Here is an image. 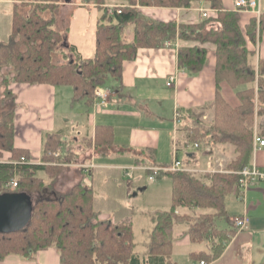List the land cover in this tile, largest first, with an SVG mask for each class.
Wrapping results in <instances>:
<instances>
[{
	"label": "trees",
	"instance_id": "16d2710c",
	"mask_svg": "<svg viewBox=\"0 0 264 264\" xmlns=\"http://www.w3.org/2000/svg\"><path fill=\"white\" fill-rule=\"evenodd\" d=\"M197 1L126 0L121 12L115 11L109 18L106 13L102 14L95 29V53L84 58L75 45L66 43L64 47V34L55 27L59 0H19L14 13L13 36L0 45V63H9L13 69L12 77L2 80L8 95H13L8 86L10 81L48 82L70 84L78 97L92 102L95 87L107 83L111 76L120 79L123 61L132 58L138 47L160 46L165 40L176 38L196 40L198 44L178 47V63L191 73H197L207 60L208 48L204 43H212L216 47L217 85L213 118L206 121L201 113L186 109L180 128L187 132L186 144L212 133L217 142L234 144L237 154L227 164L231 171L160 170L158 176L167 174L172 179V205L151 213L154 224L142 256L135 251L132 212L128 213V209L112 198V194L117 196V191L124 186L120 174L118 179L111 175L109 183L105 180V188L110 189V197L106 199L96 195L101 181L98 173L95 175L92 171L90 183L80 179L64 193L59 194L55 189L48 192L53 188L55 168L73 162L79 152L68 148L56 153L66 139L61 138L58 131L48 132L41 161H30L28 151L14 144V105L0 120V194L25 190L31 194L35 190L39 196L26 228L0 232V259L12 252L32 258L39 249L54 246L60 254V264H177L171 258V251L175 227L182 223L187 227L190 240H210L211 253L198 254L213 259L222 252L236 229L222 227L217 219L228 216L226 199L234 192L240 177L235 171L250 162L255 115H264V60L259 59L257 64L256 51L248 46V38L255 41L264 30V11L258 17L252 16L243 29L241 9H226L222 0H206L210 7L217 9V15L205 17L198 23L151 19L138 7H191ZM94 2L104 9L102 4L106 0ZM19 5L28 6L25 13L19 10ZM49 10L51 15L47 16ZM129 24L134 26L131 41H127L124 34ZM57 50L62 52L63 60H54ZM224 80L234 88L246 84L238 87L239 105L232 106L223 96L220 84ZM259 133H264V127ZM88 143L90 145L91 140ZM95 144L97 149L103 150L101 152L115 148L111 125H98ZM128 149L122 147L123 151ZM5 151L10 152L7 159H4ZM155 152L153 147L142 148L135 163L157 165ZM22 156L26 160H22ZM187 157L184 163L190 162ZM38 170L46 171L52 180L47 184L37 175ZM15 177L17 186H7ZM180 207L191 211L180 212ZM104 211L114 214L115 220L112 216L100 217Z\"/></svg>",
	"mask_w": 264,
	"mask_h": 264
},
{
	"label": "crops",
	"instance_id": "0c3cea01",
	"mask_svg": "<svg viewBox=\"0 0 264 264\" xmlns=\"http://www.w3.org/2000/svg\"><path fill=\"white\" fill-rule=\"evenodd\" d=\"M18 3L19 0H0V45L8 42L13 36L14 13ZM72 4L71 0H65L63 3L64 6ZM93 4L99 8L96 3L93 2ZM124 4H126L124 0H106L105 8L108 5L124 6ZM207 5L206 0H199L191 7L159 5H138V7L144 16L151 19L198 23L205 18L202 16L201 7H207ZM222 5L226 9L236 8L235 0H222ZM259 10L260 13L264 11V0H259ZM252 12L251 10H240V23L243 29H245L252 16H259ZM103 13L104 9H102L94 29H96ZM107 17L109 18V16ZM128 26H131V29H127ZM126 27L124 28L126 40L131 41L134 38V26L129 24ZM94 35V46H96L95 30ZM168 40L170 44H166L167 40H165L160 46L138 47L132 58L123 61L121 78L116 79L111 76L104 84L112 90L111 100L106 107L97 109L94 96L92 102L82 98L81 100L87 104L86 125L79 124L76 121L73 122L76 126H74L72 136L67 134L68 130L66 129L69 118L66 116V119L61 120L62 122L59 121L58 124L56 119L57 86H69L70 84L54 85L48 82L10 81L8 86L13 93L10 96L6 93V85L2 83V80L4 77H12V65L0 63V120L15 105L14 144L19 148L26 149L29 160L32 162L41 161L42 147L48 132L58 131L61 133L60 137L66 139L58 147L61 151L74 145L77 149L75 150L79 152L84 148L82 140H91L90 147H88L91 151H86L88 156L84 157V162L79 166L80 179L85 183H90L91 171L95 175L98 173L102 186H99L101 189H97L96 195L103 199L110 197L109 188L104 186L105 180L109 183V177L113 174L116 178L119 174L122 176L124 170L122 173L121 170L128 167L123 164L119 165L120 163L110 164L105 159L113 154H128L132 157L134 163L130 167H134L137 166L135 158L138 152L144 147H153L156 150L155 160L157 163L154 166L163 165L162 162H159L161 159L158 153L167 132H169V143L172 150L174 149V139L178 138L179 146H181L179 152L184 155L181 159L186 160L189 156L190 162L188 164L192 167L207 169L217 166L218 160L223 163L224 158L233 159L237 153L235 145L230 142H215L212 150L205 149L203 146L196 148L192 145V142L183 146L184 141L180 138L182 132L180 125L184 117H181L180 123H177L175 119L176 109L181 111V116L186 109L201 113L202 118H207L208 115L213 113L212 105L216 97L217 86L215 45L204 43L208 48L206 63L199 72L191 73L186 67L179 65L178 47L181 45L192 46L199 42L182 38ZM66 43L75 45L76 51L84 58L91 57L95 53L94 49L91 56L83 54L79 44L70 42L68 37L64 35V47ZM248 46L256 51L255 62L257 64L259 59L264 60V30L256 37L255 41L248 38ZM171 74H175L176 77L171 85H167V80ZM245 86L246 84H242L238 87L243 88ZM220 87L223 96L232 106L240 104L237 94L238 87H232L225 80L221 82ZM98 125L112 126L115 147L113 150L101 152L103 150L96 148ZM166 127H170L171 131L167 130ZM255 132H259L258 128L255 129ZM261 135L264 137V133ZM126 138L128 140H125ZM123 146L130 149L123 151ZM4 154V159H7L10 152L5 151ZM252 161H255L264 169V146L252 152L250 162ZM138 166L144 169L153 167L143 164H138ZM115 167L120 168L119 174L112 171ZM41 171L46 173L44 170H38L37 175L44 177ZM199 173H202V171H199ZM226 207L228 216L219 217L217 222L222 227L235 228L236 230L217 257L210 259L198 254L200 252L211 253V242L210 240L198 242L190 240L187 227L183 223L175 227V241L172 251L174 246L194 242L203 245L189 253L192 257H198L199 261L196 264H264V178L252 180L243 197H239L235 191L231 193L226 199ZM199 209L200 211H206L204 208ZM185 210L191 211L184 207L179 209L180 212ZM100 215L104 217L111 215L114 219V214L108 211L102 212ZM235 215H245L248 218L244 227L240 229L235 227L233 222ZM147 242L146 249L142 252L137 249L138 243L136 242L135 251L142 256L145 255ZM172 251V260L180 264L174 258ZM36 254V259L29 260L20 253L12 252L0 259V264H60V254L54 246L39 249ZM201 260H204V263H201Z\"/></svg>",
	"mask_w": 264,
	"mask_h": 264
},
{
	"label": "rangeland",
	"instance_id": "374dc122",
	"mask_svg": "<svg viewBox=\"0 0 264 264\" xmlns=\"http://www.w3.org/2000/svg\"><path fill=\"white\" fill-rule=\"evenodd\" d=\"M73 2L72 5H66L64 6L63 3L65 0H59L58 7L55 10V16H56V23L55 27L64 33L65 36L68 37V40L70 42L78 43L80 46V50L85 55H92L94 53V41H95V35H94V28L96 25V22L102 13L101 8L95 7L93 4L94 0H71ZM126 1V0H124ZM259 1V0H258ZM95 3V2H94ZM208 4V2H207ZM61 5V6H60ZM105 4H102L104 7V13L107 15V7L105 8ZM60 7V8H59ZM176 7H182V6H176ZM28 9V6H22L19 5V10L21 12H26ZM204 9H213L216 10V8L210 7L207 5V7H201V12ZM244 11H249L248 9H241ZM254 12L259 11V3L255 10H251ZM47 16L51 15V11H46ZM68 29H66V27ZM127 28V27H125ZM127 29H131V26H128ZM126 36V32L124 33ZM61 46V45H60ZM72 55V53L70 54ZM54 60L60 61L63 60V54L60 51H54ZM105 86V85H103ZM165 90V89H164ZM82 98L78 97L75 93V90L72 86H57V93H56V119L57 124L59 121L66 119L65 117L69 118L68 124L66 129L67 134L72 136L74 133V126L75 123L73 122H79V124L86 125V110H87V104H85V101L81 100ZM214 112V110H213ZM214 113L208 115L207 118H203L206 121L213 118ZM72 121V122H71ZM62 122V121H61ZM169 126V125H167ZM264 127V116L261 115H255L254 119V130L258 128V131L260 132L261 129ZM166 129L170 130V127H166ZM186 131H183L180 133V138H182L183 141L186 139ZM211 134L213 142H217L215 138ZM207 134H205L201 139H195L194 141L198 142H204L206 139ZM175 138V136H174ZM125 140H128L126 138ZM83 143V149L80 150L79 154L76 155V159L73 162H65L62 163V166H57L55 168V171L57 170L53 182V188L48 189V192L52 189H55L58 191L59 194L64 193L65 191L69 190L73 187L75 183L80 180L81 173L79 166L84 162V157L88 156L86 151H91L88 147H90L88 144V141L86 139L82 140ZM191 143V142H190ZM189 144V143H188ZM184 143V145H188ZM183 145V146H184ZM70 149L74 150L76 149L75 146H70ZM200 148V147H199ZM77 150V149H76ZM75 150V151H76ZM91 153V152H90ZM95 153V152H94ZM159 162H162L161 164L167 166L172 164V161L174 159V154L172 147L169 143V132L166 133V137L164 141L161 143L159 147ZM200 153L198 152V155ZM178 156L182 158L184 155L183 153L179 152ZM232 158H227L223 160L222 168L227 169V164ZM106 161L110 162V164H116L120 163L119 165H126L128 167H125L130 169L131 175L125 173V168L121 170V173L123 171V175L121 176V183L124 184L122 187V190L117 191V196L112 194V198H115L116 201H118L122 206L126 209H128V213L132 212L131 217L133 221V227H134V236H135V242L138 243L137 249L139 251H144L146 249V242L148 241V234L149 231L152 228V220H151V213L153 211H156L158 209H167L171 207L172 205V179L169 175L164 174L161 176H158V171L155 174L154 178H150V175L154 173V171H149L144 168H140L138 164L137 166L130 167L134 165L132 157L128 154H113L110 157H107L105 159ZM59 167V168H58ZM116 172L120 171V168H114ZM44 175V179L47 181V184L50 180H52L51 175L44 173L41 171ZM150 174V175H149ZM15 179H17L15 177ZM74 183V184H73ZM110 190V189H109ZM26 191V190H25ZM115 191V190H114ZM32 198L34 202L38 199V192L35 190L31 193ZM117 205V204H116ZM114 210V208H112ZM110 212V211H108ZM105 213V211L103 212ZM102 215H100L101 217ZM106 216V215H105ZM111 216V215H110ZM104 217V216H102ZM202 244H197L194 242H190L189 244L185 245H178L174 246L172 254L174 255V258L180 263V264H196L199 259L198 257H192L190 256V251L194 249H198L199 247H202ZM37 258V254H35L34 257L29 258V260H33Z\"/></svg>",
	"mask_w": 264,
	"mask_h": 264
},
{
	"label": "built area",
	"instance_id": "2783aa9c",
	"mask_svg": "<svg viewBox=\"0 0 264 264\" xmlns=\"http://www.w3.org/2000/svg\"><path fill=\"white\" fill-rule=\"evenodd\" d=\"M259 1L258 0H235V6L238 9H248V10H255L258 6ZM107 15H113L115 11L121 12L122 6L121 5H108L107 6ZM257 15L260 14V10L255 12ZM217 15V9H204L202 11V16L204 17H215ZM166 44H170V41L167 40L165 42ZM176 75L171 74L167 80V85H171L174 82ZM112 90L103 85H97L94 89V101H95V107L97 109H100L102 107H106L110 100H111ZM181 111L179 109H176L175 111V119L177 123L181 122ZM178 138L174 139V159L172 161V164L170 165H160V166H153L151 169L154 171L152 175H150V178H154L155 174L160 171H174V170H188L193 172H214V171H231L229 169L222 168V162L218 160L217 166H212L207 169H201L197 167H192L188 163H184V160H182L179 156V150L181 149V146H179ZM192 145L196 148H199L200 146H203L205 149L212 150L214 148L215 142L212 140L211 134H207L206 139L204 142H198V141H192ZM185 146V145H184ZM262 146H264V137L259 133H254V140H253V151H256L257 149H260ZM61 149H58L56 153H60ZM187 153V149H186ZM22 160H26L24 156L21 158ZM125 173L131 175L130 169L127 170L125 168ZM240 177L237 185L235 186V192L239 197H243L246 189L248 188L250 182L252 180H258L264 178V169H262L255 161L249 162L245 166H243L240 170H236ZM7 186L14 188L17 186V180L13 179L11 182L7 183ZM248 218L245 215H235L233 217V222L235 224V227L237 229H240L245 226ZM201 263H204V260H201Z\"/></svg>",
	"mask_w": 264,
	"mask_h": 264
},
{
	"label": "water",
	"instance_id": "95a60500",
	"mask_svg": "<svg viewBox=\"0 0 264 264\" xmlns=\"http://www.w3.org/2000/svg\"><path fill=\"white\" fill-rule=\"evenodd\" d=\"M34 200L27 191H7L0 194V232L26 228Z\"/></svg>",
	"mask_w": 264,
	"mask_h": 264
}]
</instances>
